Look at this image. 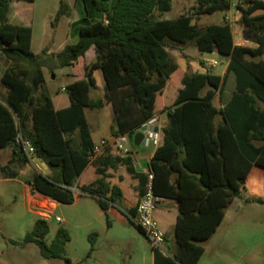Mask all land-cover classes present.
<instances>
[{
	"label": "trees",
	"instance_id": "1",
	"mask_svg": "<svg viewBox=\"0 0 264 264\" xmlns=\"http://www.w3.org/2000/svg\"><path fill=\"white\" fill-rule=\"evenodd\" d=\"M12 1L0 0V54L9 61L0 77V88L6 91L4 97L0 95V150L10 147L13 160L27 163L17 141L28 142L34 157L53 174L57 172L56 177L35 172L26 182L30 190L64 205L87 195L105 214L109 226L107 210L119 208L122 201L118 186L106 175L110 149L105 147L93 160L98 178L80 187L81 195L68 190L89 164L94 146L84 109L109 105L113 137L134 135L152 116L166 110L163 142L148 167L154 195L173 200L178 216L173 252L164 256L153 249L152 264H197L204 251L200 243L215 233L225 209L244 189L251 168L264 169V109L260 108L264 105V0H241L236 7L242 37L255 48L234 46L227 22L204 28L192 23L194 16L228 12L229 0H194V13L175 19L156 16L170 11L172 0H112L108 9L91 0L101 13L100 20L81 21L77 42L56 55L54 68L73 67L91 47L96 58L83 65V78L64 87L70 105L57 111L45 88L43 59L30 51L31 29L7 21ZM62 7L56 18L62 15ZM166 41L192 43L200 53L229 58L225 74L181 71L165 51ZM96 69L102 73L104 88L103 98L94 100L89 93L96 87L92 77ZM229 76L234 78L235 89L224 102L222 87ZM114 150L118 152L116 146ZM1 176H6V170L0 166ZM137 176L142 192L146 177ZM48 234L47 221L37 219L22 243H11H34L43 259L69 263L68 230L59 227L46 243ZM96 238L95 233L87 237V258Z\"/></svg>",
	"mask_w": 264,
	"mask_h": 264
},
{
	"label": "crops",
	"instance_id": "2",
	"mask_svg": "<svg viewBox=\"0 0 264 264\" xmlns=\"http://www.w3.org/2000/svg\"><path fill=\"white\" fill-rule=\"evenodd\" d=\"M14 1V2H13ZM10 4L11 13L7 18V21L12 24H20L23 26H27L31 29V41H30V51L32 54L36 56H41L43 59V65L41 71L43 73V77L45 80V88L47 89L50 99L53 105V108L57 110H62L67 107H69V99L67 97V94L65 91H62V88H64L66 85L72 83L73 81L79 80L83 78L84 70L83 65L85 63L89 64L95 61V51L94 48L91 47L84 55L82 59H80L73 67L70 68H63V69H55L56 63V55L59 54L64 47L68 45H73L78 40V28L81 24V21L86 18L89 23L95 22L100 20L101 13H99L94 5V11L92 10L88 15L87 11L84 7V11H82L81 7L79 9H76V2H64L63 0H57L50 3L51 11H49V5L43 4V8L39 9L38 12L34 10V3L33 2H25V4H20L19 1L13 0ZM24 2V1H23ZM13 3H15V7L13 6ZM112 3V0H107V5H99V7H103L105 9H108ZM63 5L62 9L64 10V13L58 18V20L54 23V27L49 25V21L51 18L56 16L58 10H55V5ZM48 9V11H47ZM232 9H230L228 12L223 13L225 18H231L233 15ZM83 13L86 15L84 16ZM235 21L236 24H238V19L240 17V13L235 14ZM162 19V18H159ZM232 24H230L231 28V34H232V42L234 46H241V47H249V48H255L256 45L254 43L248 42L243 39L242 37V30L240 29L239 32H235L232 30ZM189 44V43H188ZM184 46V45H181ZM194 46V45H193ZM180 50V49H179ZM179 50H177L179 52ZM165 51L173 58H175V63L181 68V71L186 72L187 69V63L183 62L182 60H179L176 58L173 54V51H169L168 41H166V47ZM203 54H210L215 57H221L226 60L225 64L223 65L222 70L220 73H214L210 68L214 67L213 63L216 62V65L218 62L216 59H202L201 63H204L203 66L208 68L210 73L217 75L219 77H222L225 74L229 58L218 55L217 53H203ZM262 59V58H261ZM264 61V59H262ZM9 65V64H8ZM7 65V67H8ZM215 65V66H216ZM6 67V68H7ZM79 69V75L74 74L75 69ZM206 71H199V70H193L192 73H208ZM1 77V76H0ZM92 77L95 81V89H91L89 95L92 99H102L103 98V88H104V80L102 77V73L99 69H96L92 73ZM62 78L65 80V83L61 85L57 89H53L52 85L59 79ZM235 89V83L234 79L229 76L223 87H222V99L224 102H227L233 91ZM3 94L0 93L3 97L6 94V91L4 89ZM208 88H205L202 92L204 94ZM53 92V93H52ZM38 95V93H37ZM260 108L264 109V105L260 104ZM166 110H160L158 113H156L154 116L157 115L158 117V123H157V131L160 135V142L159 146L162 145L163 142V132L162 129L167 125V117H166ZM84 115L87 122V125L89 127L90 136L93 145L99 144L102 140L107 141L106 148L110 149V155L111 161L109 163V166L107 168V179L111 184L117 185L121 195H122V201L120 204V207L112 206L107 210V216L108 218H112V222L109 226L106 225L107 230L112 229L114 225L115 219L120 218L119 212L125 214H134L135 208L137 204L140 201L141 197V182L137 175H143L149 171V161L153 156L154 151L156 150V147H149V148H143L142 146L135 147L133 145V141L130 140L129 143L126 145L128 149H130V155L129 156H123L119 152H115V144L113 142V136H111L109 128L112 122V113L111 108L109 105H104L103 108L99 110H88L84 109ZM154 116H152L150 119H152ZM149 119V120H150ZM220 120V117H217L215 119V122L218 123ZM103 122L104 125H103ZM158 146V147H159ZM151 148V149H150ZM150 149V150H149ZM99 156V155H98ZM96 156L94 159L96 160L98 158ZM93 159V160H94ZM93 160L89 162L87 167L82 171V173L73 181L72 188L79 189L82 186L89 185L94 180L98 178V176L95 174V168L93 166ZM121 160H128L127 162H123ZM0 166L3 167L6 170V176H1L0 181H6L9 183H18L26 187L28 193L30 195L37 194L38 193L32 192L29 188V186L26 184L28 180L31 179L33 174L35 172L42 174L43 176L47 177H56L57 172L53 174L40 160L37 158H34L31 163H22L17 162L12 159V149L10 147L4 148L0 150ZM257 166H253L247 175L244 189L241 190L240 196L238 198H235L232 203L228 206V208L224 211L223 219L218 226L217 230L220 228L221 225H223L226 221V219L231 218V214L229 213V207L235 203L237 199H240L241 195L245 193L246 191V183L248 180V177L250 173L252 172L253 168ZM129 169L133 170V174L129 172ZM13 175V176H12ZM42 196V195H40ZM44 197V196H42ZM46 200L42 201L44 204H47L48 206L52 207L53 209H60L61 203H58L56 201H53L47 197H44ZM93 200V199H92ZM95 202V200H93ZM78 203V197L75 199L73 204L67 205V206H76ZM96 203V202H95ZM97 204V203H96ZM98 206V205H97ZM73 209V208H68ZM94 210H88L87 208H76V213L74 215H70V219L64 222V224L67 226V230L71 237V230H77V229H85L86 230V236L88 237L89 234L96 232L98 236H101L102 240H95V246L94 251L88 258V260H95L99 261L100 264H110V261L108 258L99 256L100 250H109L113 245H119L123 247H127L130 250V256H128V262L126 264H152L153 263V249L147 242V240L144 238V236L137 230L136 236H128L127 233H123L119 239H116L112 236H107L108 231L105 232L103 228L101 227H95V225H100V223H97L99 219H105V214L100 210V208H93ZM118 212V213H117ZM230 214V215H229ZM178 216L177 211V205L173 200L170 199H164L159 198L156 203L155 211H154V218L159 226V228L163 231L165 235V246L169 242V238L171 237L174 243V229L175 224ZM73 218V219H72ZM127 219V217H126ZM118 221V220H117ZM134 227V226H133ZM215 231V233L217 232ZM215 233L207 240V242L215 235ZM148 244V248L142 246V242L144 240ZM88 241V239H87ZM105 242L104 244L102 242ZM70 242V241H69ZM68 242V243H69ZM206 242V241H205ZM67 243V244H68ZM89 243V242H88ZM203 243V242H202ZM66 244V247H67ZM201 244V243H200ZM175 246V244H174ZM171 248L167 251L169 254L173 252L174 250ZM65 247V249H66ZM90 246L85 249V251H82L84 256H87V253L89 251ZM106 248V249H105ZM132 250V251H131ZM203 255L205 253V249L203 247ZM199 259L197 264H200V261L203 257ZM99 264V263H98Z\"/></svg>",
	"mask_w": 264,
	"mask_h": 264
},
{
	"label": "rangeland",
	"instance_id": "3",
	"mask_svg": "<svg viewBox=\"0 0 264 264\" xmlns=\"http://www.w3.org/2000/svg\"><path fill=\"white\" fill-rule=\"evenodd\" d=\"M54 1L57 0H36L33 5L34 10L38 12V8H43V4L46 3V5H49V11H51L50 3ZM63 1L76 2V9L80 7L82 11L86 9L87 15L92 10L94 11L91 0ZM95 1L97 5H107V0ZM19 3L27 4L23 1H19ZM13 6L15 7V3H13ZM195 6L194 0H172L170 11L160 14L156 13V16L162 19H175L180 14L194 13ZM59 8L58 5H55L54 9L58 10ZM232 10H234L232 19L225 18L223 13L216 12L212 15L194 16L192 23H196L199 28H204L210 24L226 22V19H228L232 20L231 24L233 25L232 30L234 33L239 32L241 27L235 21V14L238 11L235 8ZM61 13H64L63 9H61ZM83 15L85 16L86 14L83 13ZM57 20L58 18L54 16L48 23L54 27V21L56 22ZM86 21L88 20L84 18L82 23H86ZM168 46L169 51H173L176 58L187 63L186 72L189 74L193 70L208 72L209 69L203 66L204 63H201L202 59L205 58L216 59L218 62L216 66L210 68L214 73H220L226 62L224 58L200 53L192 43L181 46L168 41ZM173 59L175 60V58ZM262 59H264V56ZM8 64L9 61L0 54V76ZM74 74L79 75V69L76 68ZM231 78L234 79L233 76ZM64 83L65 80L59 78L52 85V88L57 89ZM2 92L3 90L0 88V93L3 94ZM245 187V193L229 207L231 218L226 219L225 223L220 226L208 242L201 243V246L205 249V253L200 264H264V169L254 167ZM44 200L46 199L40 195H30L26 187L21 184L0 181V264H100V260H88L89 257L87 258L82 254V251H85L89 245L85 229L71 230L70 242L67 244V247L65 246L69 263L58 259H43L38 246L34 243L24 245H13L11 243L12 241L22 243L25 234L32 229L37 219L47 221L49 234L45 241L46 243H50L59 227L67 229L64 222H55V217L66 221L70 219V215L76 213V208H87L89 211L94 210L93 208H98L92 198L87 195L79 196L76 206L61 205L60 209H53L44 204L42 202ZM259 200L262 203H259ZM118 214H120V218L117 219L118 221L113 217L115 220H113L114 225L112 229L107 230L106 219L104 218L99 219L97 223H100V225H95V227L101 226L105 232L108 231L107 236H112L116 239H119L123 233H127L130 237H135L137 229L128 222L123 213L119 212ZM108 219L110 225L112 218ZM94 233L97 234L96 232ZM96 240L101 241V236L97 234ZM102 243L104 244L105 242L103 241ZM142 246L148 248L145 240L142 242ZM173 246L174 243L170 237L166 248L171 250ZM130 253L127 247L117 244L113 245L109 250H100L99 256L108 258L110 264H126L128 256L131 255Z\"/></svg>",
	"mask_w": 264,
	"mask_h": 264
},
{
	"label": "built area",
	"instance_id": "4",
	"mask_svg": "<svg viewBox=\"0 0 264 264\" xmlns=\"http://www.w3.org/2000/svg\"><path fill=\"white\" fill-rule=\"evenodd\" d=\"M241 0H229L230 9H233L239 5ZM232 20L226 19V22L230 25ZM216 65V62L213 63V66ZM62 91H65L62 88ZM157 123L158 117L154 116L152 119L148 120L144 123L140 128L136 129L134 135L137 133L142 134V140L139 146L143 148L149 147H158L160 142V135L157 131ZM129 136L127 134L119 135L113 138V142L118 150V152L123 156L130 155V149L126 147L130 140H132L133 136ZM18 143L21 144L26 159L29 163L35 158L33 154V150L28 142L23 141L21 138L18 139ZM107 146V141L102 140L99 144L94 145L90 155L88 156V160L92 161L96 156H98L101 151ZM146 181L142 187L140 201L135 208L134 214H125L127 219L130 220L136 227H138L144 238L147 240L152 249L157 250L164 256H169V252L165 246V235L163 231L159 228L155 218L154 211L156 207V203L158 201V197H156L153 193L152 189V179L153 174L148 171L145 174ZM69 191L73 195H81L82 192L77 188H68ZM55 222L60 223L61 220L58 217H55Z\"/></svg>",
	"mask_w": 264,
	"mask_h": 264
},
{
	"label": "water",
	"instance_id": "5",
	"mask_svg": "<svg viewBox=\"0 0 264 264\" xmlns=\"http://www.w3.org/2000/svg\"><path fill=\"white\" fill-rule=\"evenodd\" d=\"M141 140H142V134H141V133H137V134H135V135L133 136V138H132L133 145H134L135 147H138L139 144H140V142H141Z\"/></svg>",
	"mask_w": 264,
	"mask_h": 264
}]
</instances>
